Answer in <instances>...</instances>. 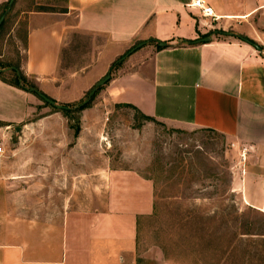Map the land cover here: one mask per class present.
Listing matches in <instances>:
<instances>
[{"label":"crops","instance_id":"crops-1","mask_svg":"<svg viewBox=\"0 0 264 264\" xmlns=\"http://www.w3.org/2000/svg\"><path fill=\"white\" fill-rule=\"evenodd\" d=\"M8 1L0 0V6ZM32 1V9L20 11L7 35L23 45L20 71L28 79L64 85L58 76L61 62L80 39L93 40L81 54L90 64L71 76L145 43L130 55L131 68L111 81V99L155 121L210 130L244 147L239 195L245 205L264 211V0H204L218 18L212 25L187 8L191 0ZM38 6L55 11L38 12ZM206 37L207 43L185 44ZM97 40L105 46L96 49ZM151 40L166 47L157 50ZM69 70L64 69L67 77ZM32 97L0 80L1 114L5 107L8 116L23 119ZM64 159L57 172L69 174ZM103 173L107 182L99 208H71L45 220L16 216L6 184L0 183V264H143L137 227L152 214L153 184L128 170Z\"/></svg>","mask_w":264,"mask_h":264},{"label":"rangeland","instance_id":"rangeland-1","mask_svg":"<svg viewBox=\"0 0 264 264\" xmlns=\"http://www.w3.org/2000/svg\"><path fill=\"white\" fill-rule=\"evenodd\" d=\"M34 3L18 0L16 8L13 3L0 35L1 62L21 68L23 45L7 35L20 11L32 9ZM23 34L22 27L20 40ZM80 40L61 62L58 76L64 77V85H37L28 79L38 93L72 113L66 115L33 92H27L33 99L23 119L8 116L5 107L0 111L1 117H10L0 120V183L6 184L13 213L25 220H45L71 208L95 211L103 202V171L128 170L153 184L152 214L137 227L143 264H264V211L245 205L238 191L244 147L210 130L149 122L129 106L114 103L109 85L131 68L132 55L112 65L131 48L111 62L92 64L71 76L90 64L81 54L93 40ZM94 43L96 49L105 46L104 40ZM107 75L109 81L91 97L89 107L78 111ZM3 78L10 81L12 75L6 71ZM64 158L70 163L69 174L57 172Z\"/></svg>","mask_w":264,"mask_h":264},{"label":"trees","instance_id":"trees-1","mask_svg":"<svg viewBox=\"0 0 264 264\" xmlns=\"http://www.w3.org/2000/svg\"><path fill=\"white\" fill-rule=\"evenodd\" d=\"M12 7L13 6H9V1L3 5L0 6V18L6 14L5 16V19L2 23V25L0 26V35L8 21V18L10 16V12L12 10ZM36 11L38 12H47V11H55L54 9H50V8H45V7H36ZM24 25V24H22ZM220 34H222V32H219ZM224 35V34H223ZM240 40H242L243 38H238ZM149 43L151 44H154L157 48V50H160V49H163L162 47L159 46L158 42L155 41V40H151L149 41ZM186 45H193L194 42L193 41H186L185 42ZM138 51V50H137ZM121 60V59H120ZM118 61L117 63H114L112 65L113 66H116L118 64L121 63V61ZM6 71H9L12 75V80L10 81H6L4 80L3 78V74L6 72ZM0 80L9 85V86H12L14 88H17L19 90H22V91H25V92H30L31 89L34 90V92L32 94H36L37 93V89L36 87L28 80V78L20 71V65L19 64H16V65H11V64H7L5 62H1L0 61ZM100 89V87L96 88L95 90V93L98 92ZM94 93V94H95ZM93 94V95H94ZM91 101H92V98H90V100L88 102L86 101H83L82 103H80L77 107V110L78 111H82L86 108L89 107V105L91 104ZM68 109L67 110H62L66 115H69L70 113H72L73 109L67 107ZM131 108V107H130ZM135 112L139 113L135 108H132ZM141 117H143L145 120L149 121V122H152V121H155L153 118H149V117H145L143 115H141ZM78 133V132H76Z\"/></svg>","mask_w":264,"mask_h":264},{"label":"water","instance_id":"water-1","mask_svg":"<svg viewBox=\"0 0 264 264\" xmlns=\"http://www.w3.org/2000/svg\"><path fill=\"white\" fill-rule=\"evenodd\" d=\"M14 1H15V0H9V6H12L13 3H14ZM5 16H6V14H4V15L0 18V26L2 25V23H3L4 19H5ZM242 41L245 42L246 44L252 46L255 50L260 51V48H259L257 45H255L254 43H252L251 41H249V40H247V39H242ZM207 42H209V38H208V37L203 38V39H200V40L194 42V44H204V43H207ZM158 44H159V46L162 47V48H163V47H166V44H165V43L159 42ZM144 45H145V43H141V44H138L137 46L131 48V49H130V50H129V51H128V52H127L122 58H121L120 61H122V60H124L125 58L129 57L131 54H133V53L136 52L137 50L141 49ZM109 79H110V76L107 75L105 78H103L100 82L97 83L96 88L101 87L102 85H104L106 82L109 81ZM96 88H94V89L90 92V94H89V98L86 100V102H88V101L90 100V98L93 96V94L95 93ZM30 92H34V90L31 89ZM36 94L38 95V97H39L41 100H43L45 103H47L48 105H50V106H52V107H54V108H56V109H59V110H67V109H68V108L65 107V106L63 107V106H58V105H56V103H55L53 100L47 98L45 95H43V94H41V93H38V92H37Z\"/></svg>","mask_w":264,"mask_h":264},{"label":"built area","instance_id":"built-area-1","mask_svg":"<svg viewBox=\"0 0 264 264\" xmlns=\"http://www.w3.org/2000/svg\"><path fill=\"white\" fill-rule=\"evenodd\" d=\"M187 8L199 12V14L204 19H209L210 20L209 25H212L214 22L218 20V18L214 15L212 8L209 7L204 0H191L190 3L187 5ZM3 155H4V151L0 146V157Z\"/></svg>","mask_w":264,"mask_h":264}]
</instances>
